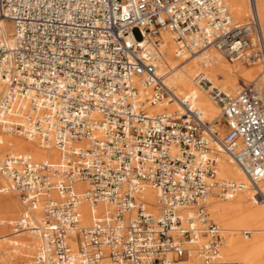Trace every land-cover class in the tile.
Segmentation results:
<instances>
[{"label":"built area","instance_id":"built-area-1","mask_svg":"<svg viewBox=\"0 0 264 264\" xmlns=\"http://www.w3.org/2000/svg\"><path fill=\"white\" fill-rule=\"evenodd\" d=\"M249 1L240 24L225 0H0V22L14 25L12 39L0 32V193L25 207L8 226L36 238L30 264H243L224 258L225 232L208 202L246 189L218 179L222 150L264 205V92L252 82L231 94L197 78L220 107L221 137L219 123L168 86L158 56L170 32L177 58L213 48L264 66V30ZM172 104L179 110L165 109ZM3 136L38 141L59 160L1 151Z\"/></svg>","mask_w":264,"mask_h":264},{"label":"bare ground","instance_id":"bare-ground-1","mask_svg":"<svg viewBox=\"0 0 264 264\" xmlns=\"http://www.w3.org/2000/svg\"><path fill=\"white\" fill-rule=\"evenodd\" d=\"M228 7H232L231 16L233 13L237 19H244L250 11L247 0H225ZM257 11L261 24L264 26V0H256ZM11 21L2 19L0 22V32L9 39H12L13 30L9 28ZM161 49L158 56V67L161 73L166 77V83L174 91L180 99L190 101L195 107L199 108L203 113L204 120L210 123H219L222 119L219 105L210 100L208 93L199 85L197 78L205 77L214 85H218L221 77L222 89L227 93L238 92L239 80H250L254 76L262 77L260 79L264 85V66L249 70L244 68V63L240 62L235 67H230L224 61V55L216 49H209L193 57L177 58L175 55L174 35L170 32H163L161 35ZM224 57V58H223ZM226 59V58H225ZM257 65V64H256ZM254 66V65H252ZM261 86V84H259ZM189 92L188 94H186ZM181 95H179V94ZM165 109L179 110L177 104L166 106ZM164 110V107H157L152 110V113H159ZM222 124H217L216 129L219 130L220 136H224ZM4 146L1 151L10 149L14 153H30L34 160H48L52 163H57L59 155L56 151L45 150L41 147L38 141H28L17 136H3ZM219 153V171L218 179L222 178L225 181L244 184L246 189L239 192L234 198L221 201L220 198L213 196L208 202L209 211L212 218L224 229V246L223 255L228 261H238L243 264H264V207L260 204H255L251 201V188L248 178L233 162L231 157L224 151ZM1 184V178H0ZM260 186L264 188V179L260 182ZM87 188L86 184H78L77 189L84 191ZM147 206L154 213H158L157 209V192L148 189L144 196ZM23 203H20L12 193H0V231H6L8 223L23 212ZM103 210L102 205L94 207L96 213ZM83 213L84 224L90 225L92 221L91 206L83 202L81 206ZM21 214V215H22ZM35 218L39 219V213L35 214ZM250 231L251 236H241V232ZM25 234H29L25 235ZM225 234L228 236L227 241ZM12 234L2 235L1 241H8L11 245H21L20 248H12L13 251L25 254L24 257L31 259L36 250L37 241L31 233H23L18 236ZM252 237V239H251ZM249 239V241H248ZM251 239V240H250ZM34 241V243H33ZM33 243V244H32ZM30 249V254L26 252ZM15 254V253H14ZM19 256L17 255L16 259ZM31 263V260H29ZM15 264V263H14Z\"/></svg>","mask_w":264,"mask_h":264},{"label":"rangeland","instance_id":"rangeland-1","mask_svg":"<svg viewBox=\"0 0 264 264\" xmlns=\"http://www.w3.org/2000/svg\"><path fill=\"white\" fill-rule=\"evenodd\" d=\"M247 2H248V5H249V0H247ZM250 7V6H249ZM230 11L232 12V7H230ZM249 14L246 16V18H244L243 20L242 19H237V17H235V15H234V13H233V20L236 22V23H240V24H246L247 22H249V19H250V16H251V8H250V11L248 12ZM9 23V28L11 29V30H13V25L10 23V22H8ZM263 26V25H262ZM263 30H264V26H263ZM133 34H134V37L138 40V41H140L141 40V38H142V36H141V33H140V31L138 30V29H136V30H134L133 31ZM224 58V57H223ZM224 61L226 62V64L228 65V66H230V67H235V66H237V65H239V63L240 62H235V63H232V62H230V61H228L227 59H225L224 58ZM244 68H248L249 70H256V68H259V67H261V65H254V66H248V65H245L244 64V66H243ZM261 68H263V67H261ZM260 79H262V77H257V76H254L253 78H251L250 80H239L238 81V91H239V89H240V87L242 86V85H244V84H249V83H252V82H257L258 84H261V88H262V91L264 92V85L262 84V81L260 80ZM223 80V78L221 77V80L219 81V83H218V85H214V86H218V87H221L222 88V85H221V81ZM198 82V81H197ZM204 90H205V92H207L208 93V96L210 97V93H209V88L211 87V85L210 84H207V85H204V84H199ZM175 92H176V90H175ZM189 92H187L186 94H188ZM179 94V93H178ZM231 94H235V92H231ZM179 95H181V94H179ZM210 100H212V102H213V99L210 97ZM209 121V120H208ZM219 124H222L221 125V127L220 128H222L223 129V131H224V135H225V133H226V127L224 126V122H223V118L222 119H220V121H219ZM219 179H221V180H223L222 178H219ZM13 196L16 198V199H18V201L20 202V203H22L21 202V200H20V198L17 196V195H15V194H13ZM221 201H224V200H222V199H220ZM261 205V204H260ZM22 206H23V212L25 211V207H24V205L22 204ZM262 207H264V205H261ZM210 212V211H209ZM21 214H22V212L13 220V221H16V220H18L19 218H20V216H21ZM210 215H211V213H210ZM211 218H212V215H211ZM213 219V218H212ZM214 220V219H213ZM215 221V220H214ZM216 222V221H215ZM216 224H218L217 222H216ZM219 225V224H218ZM221 228H222V226L221 225H219ZM224 230V229H223ZM225 231V230H224ZM4 234H12V230H11V228L8 226L7 227V229H6V231H0V237L2 236V235H4ZM25 235H28V236H30L29 234H25ZM252 235V234H251ZM250 235V236H251ZM241 236L243 237L244 236V233H243V231L241 232ZM253 236V235H252ZM31 237V236H30ZM225 237H226V241H227V235L225 234ZM251 239H252V237H251ZM250 239V240H251ZM248 241H249V239H248ZM8 242H10V240H8V241H2V242H0V264H30L29 263V260H31V259H29V256L28 257H24L25 256V254L23 253V252H20V253H17V252H15V251H13L12 250V248L10 247V245L8 244ZM33 243H34V241H33ZM32 243V244H33ZM26 252L28 253V255L30 254V249H27L26 250ZM15 253V254H14ZM35 253V252H34ZM17 255L19 256L17 259H16V257H17ZM225 259H226V257H225ZM227 260V259H226ZM228 261V260H227ZM230 262H235V261H230ZM238 262V261H237Z\"/></svg>","mask_w":264,"mask_h":264}]
</instances>
